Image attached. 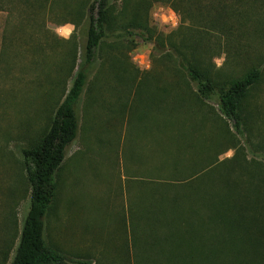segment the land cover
Returning a JSON list of instances; mask_svg holds the SVG:
<instances>
[{
  "label": "rangeland",
  "instance_id": "1",
  "mask_svg": "<svg viewBox=\"0 0 264 264\" xmlns=\"http://www.w3.org/2000/svg\"><path fill=\"white\" fill-rule=\"evenodd\" d=\"M170 1L110 0L111 23L97 58L90 66L89 79L77 108L79 132L67 147L66 157L56 173V195L45 218L48 243L75 260L124 264L123 259L131 256L132 264H165L160 254L171 249L166 244L158 247L154 254L150 247L134 256L125 257V253L129 254L131 206L142 207L145 202L148 205L155 202L158 206L161 192L180 191L189 195L187 180L192 184L196 181V177L177 175L179 171L186 172L189 160L178 166V170L174 167L158 170L156 165L159 166L166 155L175 159L178 155H210L214 171L210 170L208 176L211 179L214 174V186L219 187L221 175L225 177L222 169L227 157L245 155L251 169L264 172V0H248L245 4L252 17L245 27H251L252 20L256 21L254 28L247 31L256 32L253 42L245 43L235 37L228 40L214 32L200 43L201 48L207 50L203 66L211 68L219 80L239 76L252 64L263 69L261 80L245 103L249 131L244 127L245 134L240 135L230 120L227 127L223 120L212 122L207 118L208 122L195 133H186L184 138L168 143L167 137L170 140L174 132L164 129L165 133L157 134L155 129L160 123L135 119V111L143 114L146 109L144 102L138 99L141 94L135 98L136 88L131 89V86L137 87L140 79L150 74L160 76L157 82L160 86L170 85L174 81L170 76L174 73V57L170 52L187 40L195 27L182 21ZM89 2L53 1L51 10L37 15L36 18L44 21L40 26L50 29V47L45 48L43 54L33 47L38 41L24 40V36L17 39L19 47L1 48L0 43V264L11 263L30 206L31 186L21 148L40 138L71 87L84 57ZM137 10L136 24L140 28H129L133 32L129 34L122 30L121 21L126 25V20L130 21ZM243 10L240 4L234 16L244 13ZM171 11L173 20L165 15ZM8 15V12H0V41L1 29L3 32L22 22L23 16L17 9L13 15ZM37 25L32 20L27 26L34 32ZM233 25L238 35L242 27L239 23ZM157 39H166L163 53L156 48ZM119 60L124 68H119ZM133 74L138 77L134 84L129 80ZM153 87L154 84H150L147 89ZM216 101V97L210 101V107L220 114ZM232 171L226 179L237 175ZM209 182L207 186H212ZM244 183L238 192L233 191L236 183L229 186L235 193L234 200L238 204L252 201L260 214L264 210V185L249 179ZM257 205H263L262 209ZM219 223L212 221L208 236L202 238L209 248L216 240L214 234H223ZM232 228L228 236L235 243L229 244L225 252L217 251L222 259L219 264H259L260 257L254 262L257 252L250 235ZM195 229L200 235L201 228ZM140 232L143 233L142 227ZM158 233L163 236L165 231L158 230ZM138 240L140 246L141 239ZM261 240L264 241V237ZM200 242L195 243L200 246Z\"/></svg>",
  "mask_w": 264,
  "mask_h": 264
},
{
  "label": "trees",
  "instance_id": "2",
  "mask_svg": "<svg viewBox=\"0 0 264 264\" xmlns=\"http://www.w3.org/2000/svg\"><path fill=\"white\" fill-rule=\"evenodd\" d=\"M53 1L59 0H0V10L8 12V16L13 15L14 9L18 10L20 16H23L20 24L13 27L11 25L3 31L1 48L19 47L17 39H23L24 36V40L29 38L31 41H38L33 44V47L37 51L42 50L43 54L45 48L50 47L48 41L50 29L47 27L44 30V27L40 26L42 23L39 24L43 19L40 21V17H36L43 10H51ZM246 1L248 2V0L170 1L172 7L180 14L182 21L195 26L192 34L187 40H183L181 45L176 46L175 49L170 46L173 49L170 55L174 57L172 69L174 73L170 76L174 81L170 85L160 86L157 83L161 80L160 76L150 74L142 77L137 87L136 85L131 86V89L136 88L135 98L137 94H141L138 99L140 102H144L146 109L143 114L135 111L134 116L137 117L135 119H147L155 121L157 124L160 123L159 127L153 128L157 134L165 133L164 129L171 130V133L174 132L170 140L167 137L168 143L178 137L184 138L186 133H195L196 129H201L203 123L208 122L205 121L207 118L212 122L223 120L227 127L229 126L228 120H230L233 122L235 131L240 135L245 134V129L249 131L247 128L249 123L246 121L247 117L244 112L245 103L251 91L261 80L263 69L260 65L252 64L247 71L239 76L231 77L227 81L219 80L213 75L211 68L203 66V57L207 50L200 46L201 39L211 36L214 32L224 35L228 40L235 37L238 40L242 39L245 43L253 42L256 32L247 31L248 28H254L256 21L252 20L251 27H245L252 19L251 14L245 8ZM240 4L244 8V13H237L240 15L234 16L240 9ZM110 5V0H90L88 3L89 14L85 26L87 37L84 45V57L77 68L71 87L56 107L47 129L40 138L21 148L27 166L31 198L21 236L10 264H62L66 261L78 264L92 263L91 261L75 260L62 250L52 247L46 239L45 218L56 195V173L66 157L67 147L76 139L79 132L77 108L89 79L90 66L97 58L102 40L107 35V27L111 23ZM122 13L126 14L127 12L123 11ZM137 13L138 10L134 11V17H131L130 21L126 20V25L121 21L122 30L131 34L133 32L129 28H140L136 24ZM32 20L34 24L38 23V29L34 32V29L31 31L27 26L32 23ZM234 23H239L242 27L238 35L234 33ZM19 34L22 35L19 36ZM44 36L45 39L42 40L41 37ZM165 43L166 39L156 40L155 45L159 52H164ZM114 61L116 62V60ZM117 63L119 68H124L120 60ZM137 78V75L133 74L129 80L134 84L133 81ZM150 84L152 86L154 84V87L147 89ZM144 85L146 88H143ZM215 97L220 114L210 107V101L215 100ZM194 117H197L198 120L194 121ZM232 143L235 146L234 140ZM210 157V155L189 154L178 155L175 159V156L166 155L160 160V167L156 165L158 170L170 167L178 170V166H182V163L189 160L186 172L179 171L177 175L185 174L191 176L189 178L196 177V181L192 184L187 180L189 183L186 186L189 195L186 191L185 194L184 192L180 194V191H174L172 194L161 192L158 206L155 202L149 205L145 202L144 206L138 208L134 205L131 206L129 223L131 238L130 246L127 243L129 254L125 253V257L141 254L147 247L152 248L151 251L154 254L158 247L166 244L171 249L160 254L165 264H219L222 259L217 251L225 252L229 244L235 243V240L228 236V233L233 230L232 227H235L240 229L242 234L250 235L254 250L257 252L254 262L260 257L259 264H264V244L262 243L264 241L261 240L264 237L263 205H257L262 209V212L258 214V209L252 201L236 203L235 193L229 188L232 183H236L233 191L238 192L246 184L244 183L245 179L264 185V172L259 173L251 169L245 155H233L227 157L224 162L222 171L225 177L221 175V187L214 186L216 182L214 174L211 179L208 176L210 170L214 171L210 166L212 164ZM235 167H237L236 170ZM230 171L237 175L226 179L227 174L230 175ZM224 180H226L225 184ZM208 182L212 186H207ZM198 183L202 185L200 187L203 189L197 185ZM159 184L161 185V183ZM209 187H213V189L210 190ZM254 215L259 218L257 217V219ZM219 219L221 223H219ZM212 221L216 223L218 221L223 234L220 236L214 234L216 240L209 248L202 238L205 235L208 236V226ZM141 227L142 234H140ZM195 228H201L200 235ZM158 230L160 232L164 230L165 234L159 236ZM138 238L141 239L140 246ZM198 240L202 242H200V246L195 243ZM138 249L141 251L138 252ZM126 260H128V264H132L131 256L129 259H123L124 264H127Z\"/></svg>",
  "mask_w": 264,
  "mask_h": 264
},
{
  "label": "built area",
  "instance_id": "3",
  "mask_svg": "<svg viewBox=\"0 0 264 264\" xmlns=\"http://www.w3.org/2000/svg\"><path fill=\"white\" fill-rule=\"evenodd\" d=\"M166 16H168L169 19L173 20L174 19V13L171 11V12H168V13H165Z\"/></svg>",
  "mask_w": 264,
  "mask_h": 264
},
{
  "label": "crops",
  "instance_id": "4",
  "mask_svg": "<svg viewBox=\"0 0 264 264\" xmlns=\"http://www.w3.org/2000/svg\"><path fill=\"white\" fill-rule=\"evenodd\" d=\"M0 12H3L4 13V11H2V10H0ZM2 37H3V32H2V29H1V41H0V43H2ZM45 234H46V232H45Z\"/></svg>",
  "mask_w": 264,
  "mask_h": 264
}]
</instances>
